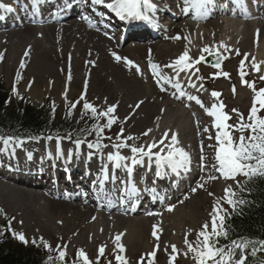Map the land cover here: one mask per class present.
<instances>
[{
	"label": "bare ground",
	"instance_id": "1",
	"mask_svg": "<svg viewBox=\"0 0 264 264\" xmlns=\"http://www.w3.org/2000/svg\"><path fill=\"white\" fill-rule=\"evenodd\" d=\"M43 2L44 0H37L36 5H40ZM161 2L163 3L162 8L165 6L166 8L168 6L174 8V5L176 6L174 8L176 10L175 21L169 26L167 31H164V28L162 29L160 37L157 39L151 37L141 47L128 44L125 48L120 49L123 42L113 41L106 32L93 26L91 24L92 15L84 13L83 17H88V19H78L81 13L76 11V15L67 18L70 21L64 25L56 26V23H53L36 27L32 24L23 26L22 30L12 31L9 35H0V62L2 69L9 71L13 68L12 66H15L17 73L22 70L26 72L28 78V83H26L27 94L30 100L39 101L47 92L56 95V98L60 99L63 94L71 93L82 86L83 92L79 88L78 91L76 89V93H85V97L89 95L92 101L91 99L89 100L97 106L104 108L116 105L115 113L119 117L118 121L123 123L125 127L133 125L128 132V136L131 135L136 139L128 141L129 144L134 142L137 146L147 145L154 139L159 140L163 133L168 131L169 137L173 132L177 134L179 146L186 150L182 138L183 132L187 130L188 134L190 132L194 138L198 137L197 134L201 133L205 127H208V119L206 118L204 121L198 120L199 114L197 111L193 113L195 117L192 119L189 111L193 110L194 106L186 104L185 107L188 108V111L184 109V111H181L173 103V101L178 99L169 91H161L160 88H156V91L152 93V90H145L144 86L152 84L148 67L144 63L138 64L136 59L142 60L146 55L150 54L154 57V63L162 66V61L167 60L168 63H171L175 57L177 58L186 49L189 50L190 56L195 59L202 54L201 49L205 46L220 45L216 42V33H222L221 37L224 40L229 35L236 34L241 36L246 34L248 26L240 31L237 20L226 19L221 21L214 19L203 22L201 28L195 29L193 24L187 20L188 14L182 12V8L179 7L183 4V0H161ZM73 3H76V5L80 4L79 0H69L58 9L57 13L63 14L67 7ZM0 4L11 6L13 9H22L32 4V0H0ZM0 10L6 12L3 9ZM81 11L84 12L85 8L83 7ZM38 18L40 16L36 15L35 19L37 20ZM263 26H260L255 31L253 37L250 34L246 37L243 36L239 40L238 46L240 48L238 50L240 55L236 53L228 55L225 64L221 68L213 69L208 76L202 77L203 82L207 83L204 85L209 88H212L211 85L216 81L226 84L223 86V88L227 89L226 91H222L220 87L214 89L215 92L220 94L218 96L219 103L224 105V111H232L243 105L240 100L245 96L244 91L233 85V82L236 81L234 72L237 59L244 57V54L247 53V59L252 60L254 57L256 60V63H254L264 68ZM178 34L181 39H172ZM182 47L183 50L179 51V48ZM6 50L10 54L2 59L1 55ZM221 50H225L226 53L231 52L220 48L219 51L221 52ZM26 51L28 52L27 56H25ZM113 52L132 61L134 66L139 67L140 72H145V77L140 76V72L137 73L134 66L126 65L123 60L116 61L112 55ZM22 57L24 58L23 68L18 65V60L16 62V59H21ZM91 61L95 63H90ZM68 63L71 64L68 65ZM198 69L197 64L192 68V70ZM80 71L82 72L81 74ZM221 71L228 74L226 79L221 78ZM182 74L184 78H188V75ZM202 80L200 79V82ZM93 81L98 82L99 87H96V89L93 88ZM30 82L31 85L29 87ZM156 86H158L157 83ZM236 95L239 96L236 102L227 101L228 98H233ZM140 101H143V103L137 108L136 105ZM204 106L208 107L211 104L204 102ZM161 109L164 111L161 112ZM122 112L124 113L122 114ZM126 117L128 118L127 120H125ZM148 129L152 131L147 136L142 135ZM200 140L203 142L204 149L207 143L202 140V137H200ZM51 142L52 140H49V142L41 141L37 146L38 148H31V153L43 157L40 154L41 149H43L47 152H53L58 160H70L67 144L59 142L61 155L58 156L57 142L53 144ZM165 142L167 143V141ZM21 149V146H15V144L7 148L11 152ZM111 150L115 151L110 146L103 148L98 157H92L90 162H87V166L101 168V164L106 162L107 153L112 152ZM157 150L153 149V151ZM84 152V150L82 153L79 151V154L83 155ZM120 152L125 156L131 155L127 148L121 149ZM76 155L77 150H72V159L69 163L71 169L77 168L74 161V159L78 158ZM18 157L19 155H16L13 159ZM134 169L141 172L139 180L142 183L139 185L134 182L139 189V194H142L144 192L143 188H149L147 183L151 182L155 175V165L149 166L147 159H145L143 165H136ZM109 172L111 173L110 165ZM119 172L121 178L118 183L113 184L110 179L105 181L104 184L112 195H117V191L124 187L121 181L129 179L126 171L121 169ZM131 179L134 180L133 177ZM22 184L24 186L8 189L10 187L9 184L6 182L0 183V194L3 197L2 200L9 205L14 204L13 202L18 196H22V194L25 196L26 203L14 206V209L20 211L19 217L25 225L26 219L33 217L38 225L37 231L51 233L54 236L64 235L65 239H69L79 232L77 237L86 242L95 241V237L99 236L103 240L117 243L114 239L115 236L122 234L119 243L126 250L135 246L138 253H146L155 244L156 237L152 235V227L154 226L157 228L158 237L167 232L166 238L170 242L177 244L179 247L185 246V234L188 233L189 235L193 227L200 222L199 210L203 207L200 204L204 202V197L203 199H198L197 196L188 198L184 205L172 204L171 206H174L172 211L162 209L156 216H147L145 214L143 218L131 213H123L122 210L116 208L114 202L109 203L107 208L91 211L89 204L83 206V203L78 201L77 193L71 188L61 192L59 198L54 200L45 197L42 191L34 190L30 182H22ZM212 189L213 186L211 185L208 189L209 191L206 192V195L210 196V198L214 196V194L209 195V193H212ZM12 191H16V194H13ZM202 191L203 189L200 188L198 193H202ZM100 192L99 184H97L93 194H99ZM62 199H69L70 202L64 203L61 201ZM42 200L45 201L44 204H41ZM33 204L39 205L35 206ZM200 214L202 217L208 218V216L204 215L208 214L207 212L202 211ZM183 260L185 261V259Z\"/></svg>",
	"mask_w": 264,
	"mask_h": 264
},
{
	"label": "snow or ice",
	"instance_id": "2",
	"mask_svg": "<svg viewBox=\"0 0 264 264\" xmlns=\"http://www.w3.org/2000/svg\"><path fill=\"white\" fill-rule=\"evenodd\" d=\"M90 4L93 6L103 5L110 12L114 13L115 16L119 17L120 20H137L144 21L148 24H153L155 14L158 11V5L155 3V0H89ZM239 2V0H236ZM37 0H32L33 11L35 12ZM215 3V0H183L184 7L181 9L182 12L187 14L189 9L193 10V18H207L209 16L210 7ZM0 9H3L6 12H12L14 9L11 6H6L0 4ZM151 14V15H150ZM82 19L87 20L88 17H82ZM172 39H181L179 34ZM220 48H224L227 51L231 49L221 43L220 45L205 46L201 49V55L193 59L189 50L186 49L181 55H179L173 62L167 65H159L152 63L149 60V69L153 75L155 82L161 91H165V85H171L178 90L175 93V98H182L185 93L182 89L181 84L179 83V76L181 73L188 75V85L190 87H196V84L193 82L190 72L194 65L201 62H206L207 57L204 55L207 53L209 56L218 57L217 62L213 67L219 69L221 67L220 59L223 58L222 53L219 51ZM236 54L240 55L239 50H236ZM28 55V52H25V56ZM116 61L123 60L126 65L134 66L133 62L127 58H123L116 53H112ZM248 54H244V59L240 61L241 65V81L242 84H246L249 88L252 89L254 95L252 100V106L248 111L247 120L243 114L239 113L238 110L233 109V112L237 114L238 120L236 124H229L228 121L231 120V116L223 111L224 105L222 103L216 104L213 103L211 107L205 108V112L208 116L213 118L212 127L216 129L215 134V163L212 164V168L220 174L224 179L236 180L238 176H243L246 182L251 180L264 177V116L259 115V113L264 110V88L256 89L255 83H249L244 79L247 73L243 71L245 66V60L247 59ZM255 58L253 57V70L259 71V66L254 63ZM90 63H95L91 61ZM21 68L24 67L23 61L20 65ZM137 73L140 72L138 66H134ZM171 69L175 73V76H169L164 69ZM198 71V70H197ZM227 76V73H221ZM216 75V74H213ZM19 73L17 79H19ZM70 79V77H69ZM201 79V77H197ZM261 81H264V75L259 77ZM31 82L29 83V87ZM202 88L203 85H200ZM235 91V89H233ZM13 92L16 93V87L13 86ZM220 94L213 91L211 93L212 97H218ZM190 101H195L201 107H204L203 102L199 100L198 97L189 95L187 97ZM65 99L67 96L65 93ZM79 101L83 102V114L91 113V117L99 121L100 118H105L106 122L103 124L96 123L93 125L92 130L95 132L96 139L94 142H87L86 140L77 139L74 141L77 155H79V149L81 144L87 143V148L90 150L88 153V158H91L95 155V152L102 150L105 147H111L115 151L107 153L106 162L101 164L100 174L97 176V179L93 180V186L95 187L99 184L100 191H104L105 181L111 179L112 183L115 184L117 177L115 175L117 170L126 171L129 179L121 181L124 185L120 189L121 199L125 196H136L139 194V189L136 187L134 180L131 179L133 174V169L136 165H143L145 159L148 161V165H155V176L162 177L167 174L165 171L170 170L173 173L179 175L182 171L187 172L191 170V157L190 154L183 148L179 146L178 136L176 133H171L169 137V132L165 131L159 140H153L147 145L137 146L135 143L129 144L128 141H134L136 138L129 135L125 137L123 135V128L116 135V143L111 145L104 144L105 139L112 140L111 137L104 136L105 129H111L113 124L117 122L118 117L114 115L116 105H110L106 110L98 111L92 103L85 100V93H82L79 100L71 104V108L75 109ZM143 101L138 102L136 107L138 108ZM164 110L161 109V112ZM128 118L126 117L125 120ZM152 130L148 129L142 135L147 136ZM239 131L240 136L239 140L236 141L233 139V132ZM203 132H209V128L205 127ZM245 132L248 133L245 136ZM53 137L49 136L47 139L51 140ZM209 139L213 137L209 135ZM57 155H61L59 142L60 137H57ZM70 139V137H69ZM167 141V143L165 142ZM24 143L23 140L16 137H3L0 136V144L3 145V148H0V151L7 150V148L13 146H21ZM213 147L212 145H209ZM129 149L131 155L125 156L122 155L121 149ZM153 149H158L153 151ZM71 158V150L69 152V159ZM103 158V157H102ZM109 165L111 166V174L109 172ZM207 165L205 164V156L203 154V142L201 141V156H200V168L203 170ZM217 176H209V180L217 179ZM237 186L241 187L240 181H236ZM203 183L197 185V188H203ZM197 188H193L191 191H197ZM243 191V189H241ZM87 195V193H84ZM209 195H213L209 193ZM239 194L234 191L231 187H226L224 189V197L222 198L223 203H226L233 212L237 211L239 207L244 206L247 201L245 199L237 198ZM221 200H217L212 207V211L209 213L210 222H205L201 229L196 233L195 242H190L188 239V233L185 234L184 244L186 246V251L183 255L187 258L191 254V258L194 261V264H248L249 256L255 259L258 252H264V239L254 240L245 237H238L231 240L229 243L220 244V240L228 239V229L225 226L226 218H230V213L228 209L223 206ZM174 206H169L168 210L172 211ZM95 219V217H93ZM209 223L211 228L209 230ZM122 234H117L115 236V241L117 242L118 253L115 255V260L117 264H128L127 258L120 253L125 251V248L120 244ZM153 237H157V228L153 227L152 232ZM17 239L21 242L28 243L23 234H15ZM36 243L35 239L32 241ZM41 242L46 250L49 252L52 251L51 245L43 241ZM158 247V245H157ZM67 245H64L61 248L60 245H57V257L56 259L60 264H64L66 257ZM104 246H101L98 250L97 261L100 256L104 254ZM165 251H168L167 247ZM179 250L176 245L171 246V253L169 255V264H173ZM156 255V250L154 249L150 253L142 254L138 264H146V258H153ZM51 260L52 258L49 257ZM76 260L82 261V264H91L87 254L84 250H77ZM111 264V261L109 262ZM147 264H151V261L148 260ZM260 264H264V261H261Z\"/></svg>",
	"mask_w": 264,
	"mask_h": 264
},
{
	"label": "trees",
	"instance_id": "3",
	"mask_svg": "<svg viewBox=\"0 0 264 264\" xmlns=\"http://www.w3.org/2000/svg\"><path fill=\"white\" fill-rule=\"evenodd\" d=\"M50 102L42 106H34L24 99L15 96L11 99V92L0 82V135L5 136H31L43 132L60 129L71 138L91 131L97 121L91 113L83 114L78 124H73L67 117L62 120L58 128L54 126V112ZM243 189V191L241 190ZM236 191L247 203L231 212L226 218L225 226L228 229V239L220 240V244L229 243L238 237L249 239H264V177H258L250 182L244 181ZM49 257L52 259L50 260ZM258 259L249 256L248 264H254ZM264 261V260H261ZM0 264H60L54 251L49 252L43 243L24 242L11 237L9 231L0 224Z\"/></svg>",
	"mask_w": 264,
	"mask_h": 264
},
{
	"label": "rangeland",
	"instance_id": "4",
	"mask_svg": "<svg viewBox=\"0 0 264 264\" xmlns=\"http://www.w3.org/2000/svg\"><path fill=\"white\" fill-rule=\"evenodd\" d=\"M1 34L3 35L4 31H0ZM221 35H223L222 33H219L218 36H220L219 38H222ZM8 51V50H6ZM10 53L9 51L4 53L1 55L5 58V56H8ZM18 60V65H21V61L19 62V59H16V62ZM252 60H250L251 62ZM224 65V63H222ZM221 65V66H223ZM249 65V63H248ZM204 66V65H203ZM202 66V68H203ZM13 68L10 69L9 71H5L2 69V64L0 62V82L9 90L13 91V86L15 85L16 87V93L22 95L24 97L25 100H27L29 103H32L34 105H41L44 104L45 101H50L55 109V111L57 112V115L59 116V119L61 118H65L66 116V112L70 111L68 108L70 107L69 103H73L79 100L81 93L79 92V94H77L76 92L78 91L79 88H81V91L83 92V88L82 86L76 88L75 91H72L71 93H66L67 96V100L65 99V95L63 94L60 99L56 98V95L47 92L44 94L43 98H41L39 101H34L33 99H29L28 98V94H27V84L28 83V78L26 76V72L24 70L19 72V76L20 78L17 79V70L15 66H12ZM261 72V69H259ZM248 72H252L251 69L248 68ZM223 73H225L223 71ZM263 74V73H262ZM264 75V74H263ZM225 78V77H224ZM249 83L254 82L255 83V88L258 90L260 88H264V81H259L257 80L255 77H253V80H249ZM212 85L214 86H224L226 84L224 83H220V81H216L214 82ZM234 85V84H233ZM77 86V85H76ZM96 87H99L98 82L93 81V88L96 89ZM145 90H149L148 87L144 86ZM245 89L248 92H251L252 95H254L253 91L251 88H249L247 85L245 86ZM87 98V99H86ZM91 99V97L88 95V97H85V100L92 103L95 107H97L98 111H103L106 110L107 107L101 108L99 106H97L94 102H91L89 100ZM253 99L248 100L247 102H242L240 101L241 104H243L244 106L247 105V109L244 111L238 110L239 113L243 114V116L245 117V120H247V116H248V111L251 108V102ZM237 98H231L229 99V102L233 103L236 102ZM84 101H79V103L77 104L75 109L71 108V113H72V117L74 121H77L78 119L80 120V110L82 109V105H83ZM124 112H122L123 114ZM259 114H264V110H262ZM114 115L116 117H118L117 113H114ZM128 116V115H126ZM230 116H231V120H230V124H236L238 117L237 114L235 112H230ZM119 118V117H118ZM133 127V125H127L126 127L123 125V123L119 122L117 119V122L114 124V129H115V134L114 136H116L121 128H123V135L125 137L128 136V132L130 131V129ZM187 134V130L183 132L182 138H184ZM209 133H204V136H209ZM215 134L216 131H213L210 135L213 137L212 139L209 138H205L204 141H208V145H212L213 147H208L205 152L203 153L206 160H207V164L211 165L212 168V164L215 163ZM245 135H248L247 132H245ZM240 136L239 131H235L233 132V139L237 140ZM113 139H115V137H113ZM139 139V138H138ZM115 142V141H114ZM134 143V142H133ZM197 145L198 143H195V145H190L189 147L191 148V151L194 152V149H197ZM194 148V149H193ZM201 150V149H200ZM203 189V188H202ZM1 190V188H0ZM206 191L208 190H204L202 193H198L196 192L191 198H195L196 196L198 197V199H203L204 197V202L201 203L200 205L203 206L201 207V210H199V219L200 222L194 227V229L192 230V232L196 231V230H200L202 225L207 222V219H205V217L201 216L200 212L202 211H212V207L213 204L217 201V200H221V202L223 203V196L220 193V190L216 189H212V194H214V196L212 198H210V196L206 195ZM2 195L0 194V214L2 216V218H4V221H9V225L13 228L14 233L15 234H23L26 238V240L28 242L33 241V239H35L36 242H41V238H43L44 242H47L48 244L51 245L52 249H57V245H60L61 248H63L64 245H67V254L66 256H71L74 254L75 250H84L85 253L87 254L89 260H93L92 264H109V262L111 261V264H117L116 260H115V255L118 253V248H117V243H114L112 245H108L106 240H101V237L97 236L95 237L96 240L95 241H90L89 242H85L83 239H81L80 237H76L79 232L70 237L69 239H65L64 235L61 236H54L51 233H46V232H41V231H37V223L36 221L33 219V217H28L26 219V225L24 224L23 220L19 217V210H15L14 208H12L11 206H8L6 204V202H4L2 200ZM18 204L20 205L22 203H26V199L25 196H19V199L15 200ZM14 205L16 206V203H14ZM35 206L39 205V204H33ZM66 206V205H64ZM223 206L225 208H227V204L223 203ZM208 213V212H207ZM205 215V214H204ZM211 228V225H209V230ZM196 233H194L193 237H189V241L190 242H195L196 240ZM192 236V234H191ZM163 237H166L165 235H163ZM104 243V244H103ZM101 246H104V254L102 256H100L99 260L97 261V256H98V250ZM186 251V246L184 247V250H180L179 254L177 255L179 260L176 264H184L183 258L188 260V264H192L194 261L191 258V254L186 258L184 257L183 253ZM128 258L130 259V261L135 260L137 256H142L141 254H138V250L135 249V246L133 248L128 249ZM190 257V259H189ZM162 261H166L165 257H158V262H162Z\"/></svg>",
	"mask_w": 264,
	"mask_h": 264
},
{
	"label": "water",
	"instance_id": "5",
	"mask_svg": "<svg viewBox=\"0 0 264 264\" xmlns=\"http://www.w3.org/2000/svg\"><path fill=\"white\" fill-rule=\"evenodd\" d=\"M206 61H207V62H209L210 60H209V59H207ZM215 63H216V62H214V64H215Z\"/></svg>",
	"mask_w": 264,
	"mask_h": 264
}]
</instances>
